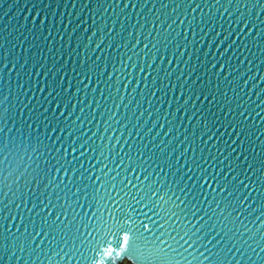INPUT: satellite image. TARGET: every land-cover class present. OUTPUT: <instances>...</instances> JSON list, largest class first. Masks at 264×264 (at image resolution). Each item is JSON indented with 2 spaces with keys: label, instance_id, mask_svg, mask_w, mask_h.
<instances>
[{
  "label": "snow or ice",
  "instance_id": "1",
  "mask_svg": "<svg viewBox=\"0 0 264 264\" xmlns=\"http://www.w3.org/2000/svg\"><path fill=\"white\" fill-rule=\"evenodd\" d=\"M193 3L195 7H192ZM185 5L186 10L191 8V13L201 9L199 24L196 23V17H193L187 21L188 26L183 35L177 32L175 37L168 35L171 24L163 29V33L156 27L157 35L152 39L155 42H151L149 48V38L144 37L146 43L141 51L149 49L153 59L159 52V58L163 60L161 43L164 48H171L175 43L174 52L180 48V54L183 55V49L193 44V40L188 39L189 29L195 38L199 27L203 35L198 43H203L204 36L213 27L216 28L213 21L217 16L220 17L219 30L215 31L212 40H216L221 32L224 36L215 48L219 49L230 35L233 36L219 57H223L229 48L236 45L235 37L241 38L239 46L245 48L249 45L258 47V42L264 39V18H261L264 0H223V3L222 0H180L173 12ZM167 6V3L162 5ZM205 7L208 8L207 12L204 11ZM226 13L229 18L234 16V19L227 20L231 31L224 27ZM184 23L185 19H180V24ZM210 24L212 27H208ZM236 24L243 27L236 31ZM205 28L208 30L204 31ZM254 28L255 35H252ZM181 37L180 43L176 44L177 38ZM245 38H248L247 44L244 43ZM138 43L139 37L132 47L135 48ZM204 55H208V50L204 51ZM212 55L216 57V52L213 51ZM94 64L87 66L85 75L78 74V85L84 89L89 87L85 81L91 82L92 73L97 71ZM227 64L225 60L217 67L214 61H210L203 67L201 75L208 73L220 77L221 72H224L227 79ZM147 66L151 68L152 64ZM103 74V71L99 72V75ZM107 76L111 79V73H107ZM260 79L264 80V76ZM244 83L247 84L248 80ZM260 92H264V89H260ZM260 92H257V96ZM65 97L75 100L70 104L72 111L67 112V115L65 113L69 103ZM49 98L53 115L46 114L47 108L37 110L36 119L30 123L28 121L31 117L26 118L21 127H16L15 120L7 117L8 109L0 113V252H11L17 248L22 253H28L31 264H264V157L259 152H253L251 156L245 155L243 160L239 159L241 145L244 143L241 140L235 148L228 145L230 150L220 161L221 164L227 162L223 168L212 163L217 156L223 155L225 146L221 145L219 151L209 156L204 153L203 146L207 140L213 139L214 133L207 135L205 141H201L200 137L213 132L220 121L213 118L209 123L204 117H199L197 123L203 124L200 135L195 136L192 143H188L189 137L185 136L180 144L186 146L174 160L169 157L175 149L165 152V146L129 144L128 150L124 151V144H120V152L115 151L116 144L111 147H89V141H92L96 133H92L85 144L77 148L78 139H72L76 130L63 136V139L57 133L67 131L69 118L77 110L81 116L70 123L72 126L83 123V99L77 100L76 93H69L68 86L60 89L59 85H49L45 103L49 102ZM215 99L213 95V101ZM88 103L91 106L92 101ZM260 104H264V99ZM237 107H240L239 103ZM0 108H3V101H0ZM92 111L96 112V109L92 108ZM232 111V108H228L225 115ZM241 115H244L243 112ZM114 116L115 113H112L109 120ZM191 118L188 117L189 120ZM244 119L247 120V116ZM61 122L65 127H59ZM87 122L90 124L91 120ZM34 123L43 126L45 131L40 132L37 127L34 129ZM9 124L12 126L9 127ZM25 126L27 132L23 131ZM220 126L239 128L240 122L227 121ZM171 131L169 128L164 135L167 136ZM242 131L237 132V135H241ZM80 132L83 134L84 130ZM69 136L72 140L71 159L68 158L69 147L66 146ZM100 136L103 138L104 133H100ZM108 139L111 140L112 136H108ZM119 139L117 136L116 140ZM127 142L125 139L124 143ZM180 144L176 145L177 149ZM211 147L215 148L216 145ZM81 148L83 151H80ZM197 148L200 149V155L196 154ZM98 149L99 159L96 156ZM87 151L93 155L88 158L86 166L81 157ZM248 151V148L243 149L244 153ZM77 152L79 156L73 155ZM233 152H236L235 157ZM17 156L21 160L27 156L30 162L36 156V160L43 159L44 164L37 163L35 175L26 182L27 191H21L19 187L13 191V185H18L24 175L21 173L14 181L7 183L8 191L5 192V165L10 167V157L15 159ZM181 158H184L182 163L179 162ZM93 160H97L99 167L97 163H92ZM13 171H8L9 177ZM10 194L11 199H8Z\"/></svg>",
  "mask_w": 264,
  "mask_h": 264
},
{
  "label": "water",
  "instance_id": "2",
  "mask_svg": "<svg viewBox=\"0 0 264 264\" xmlns=\"http://www.w3.org/2000/svg\"><path fill=\"white\" fill-rule=\"evenodd\" d=\"M178 2L180 0H0V101H3L0 113L8 109L6 115L15 120L16 127H21L26 118L31 117L28 121L30 123L34 121L37 110L43 111L47 108L46 114L52 116L50 98L49 102L45 103L49 85L52 87L59 85L60 89L68 86L69 93L75 92L77 100L83 99L85 108L81 117L83 123L78 121L80 124L74 126L70 123L81 116L77 110L69 118L67 131L58 132L57 135H61L63 139V136L66 137L76 130L72 139H78L77 148L84 145L92 133H96L92 141H89V147L100 145L102 148L103 145L111 147L112 144H116L115 151L120 152V144H124V151L128 150L129 144L165 146V152L175 149L169 157L174 160L186 146L180 144L185 136L189 137L188 143H192L194 137L200 135L203 124L197 121L199 117H204L209 123L213 118L220 121V124L227 121L240 122L239 128L221 127L218 124L213 132L200 137L201 141H205L207 135L214 133L213 139L207 140V144L203 146L204 153L209 156L219 151L221 145L225 146L223 155L217 156L212 163L223 168L227 162L221 164L220 161L228 154L230 150L228 145L235 148L241 140H244V143L241 145L239 159L243 160L245 155L251 156L253 152H259L260 156L264 157V143H261L264 141V131H260L264 129L262 119L264 104H260L264 99V92H260V89H264V80L260 79L264 76V51H261L264 49V39L258 42V47L249 45L245 48L239 46L241 38L235 37L236 45L229 48L223 57H219V53L223 52L233 36L230 35L228 41L221 44L219 49L215 48L216 43L224 36L221 32L216 40H212L215 31L219 30L220 17L217 16L213 21L216 28L213 27L208 35L204 36L203 43H198L200 36L203 35L201 29L199 27L196 29L195 38L189 29L188 39L193 40V44L183 49V55L180 54V48L174 52L175 43L171 48H164L161 43L160 52L164 59L160 60L159 52L153 59L149 49L144 51L141 49L146 43L144 37L149 38L147 43L151 48V42H155L152 39L157 35L156 27L163 33V29H167L171 24L168 35L175 37L177 32L183 35L188 20L196 17V23L200 22L201 9L191 13V8L186 10L185 5L173 12ZM165 3L168 6L162 7ZM192 7H195V3ZM204 11L207 12L208 8L205 7ZM261 18H264V13ZM180 19H185L183 25L180 24ZM228 19H234V16L229 18L226 13L224 18V27L231 31ZM174 20L176 23H172ZM234 26L236 31L243 27L240 24ZM150 29H153L152 32H149ZM255 31L254 28L252 35H255ZM138 37L140 43L133 48L132 45L136 43ZM180 39L182 37L177 38L176 44L180 43ZM244 43H248V38H245ZM205 50H208L207 56L204 55ZM213 51L216 52V57H213ZM230 57L232 59H229ZM169 58L172 60L171 63ZM225 60L228 61L225 69L227 79L224 72H221L220 77L208 73L201 75L203 67H206L208 62L214 61L219 67ZM93 62L97 71L92 73L91 82L85 81L89 83V87L84 89L82 85H78V74L85 75L87 66ZM148 64H152L151 68L147 66ZM100 71L104 74L99 75ZM107 73H111V79ZM249 77L252 79H248ZM245 80H248L247 84L244 83ZM42 88L43 92L40 91ZM257 92H260L259 96ZM213 95L216 97L214 101ZM89 100L92 101L91 106ZM65 101L69 103L65 113L67 115V112L72 111L70 104L75 100L65 97ZM225 101L231 103L225 104ZM253 101L255 103H252ZM238 103L240 107H237ZM92 108L96 109V112H93ZM228 108H232L233 111L225 115ZM242 112L244 115H241ZM257 112L260 114L256 115ZM112 113H115V116L109 120ZM189 116L192 117L191 120L188 119ZM244 116H247V120ZM88 120H91L90 124ZM8 126L11 127L12 124ZM36 127L40 132L45 131L43 126L39 127L34 123L33 128ZM59 127H65V124L61 122ZM169 128L172 131L165 136L164 133L168 132ZM241 129L243 130L241 135H237ZM83 130L82 134L80 131ZM23 131H28L26 126L23 127ZM100 133H104L103 138ZM108 136H112V139L109 140ZM117 136L120 137L119 141L116 140ZM125 139L127 143H124ZM233 140L235 143H232ZM71 144L69 136L66 145L69 147V159ZM177 144H180L179 149L176 148ZM213 144L216 145L215 148L211 147ZM193 146L195 147V144ZM244 148H248L249 151L244 153ZM80 151H83V148ZM105 154L107 155L106 151ZM196 154H201L199 148ZM73 155L79 156L80 153ZM92 155L91 151H87L84 157H81L86 166L88 158ZM99 155L98 149L96 153L98 159ZM235 156L236 152H233V157ZM183 159L181 158L179 162L182 163ZM10 160L11 166L5 165L4 191H8L7 183L14 181L21 173L24 175L18 185H13V191L17 187L21 191H27L26 182L35 175L37 163L43 165L44 160L37 161L36 156H33L32 162L27 156H24L23 160L19 156L15 159L10 157ZM248 162L250 161H245ZM92 163H97V160H93ZM96 166L99 167V163ZM76 167L79 168L80 165L77 164ZM8 171H13L11 177L8 176ZM8 199H11V194ZM12 211H15L14 207ZM0 264H31V260L27 252L22 253L13 248L11 252H0Z\"/></svg>",
  "mask_w": 264,
  "mask_h": 264
}]
</instances>
